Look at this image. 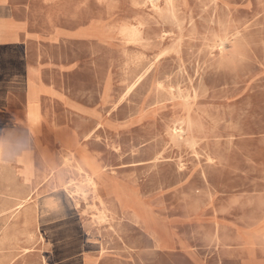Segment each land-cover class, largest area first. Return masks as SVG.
I'll list each match as a JSON object with an SVG mask.
<instances>
[{"label":"rangeland","instance_id":"374dc122","mask_svg":"<svg viewBox=\"0 0 264 264\" xmlns=\"http://www.w3.org/2000/svg\"><path fill=\"white\" fill-rule=\"evenodd\" d=\"M53 5L52 30L83 38L48 43L52 65L72 69L50 78L82 104L105 105L104 124L74 126L96 155L106 217L82 216L85 203L52 178L24 187L5 174L0 264H194L191 252L197 264H229L215 254L219 241L264 224V0Z\"/></svg>","mask_w":264,"mask_h":264},{"label":"crops","instance_id":"0c3cea01","mask_svg":"<svg viewBox=\"0 0 264 264\" xmlns=\"http://www.w3.org/2000/svg\"><path fill=\"white\" fill-rule=\"evenodd\" d=\"M54 1L0 0V188L12 186L6 183L5 174L24 187L45 184L51 178V165H62L60 139L75 137L80 152L98 164L96 155L87 148V135L81 134L74 122L82 120L93 127L104 124V103L82 104L74 100L63 84L50 78L72 69L52 65L46 52L48 43L83 38L80 30L73 31V35L52 30L53 19L48 12L49 7H55ZM30 162L32 175L26 179L22 171ZM52 183L56 188L53 179ZM263 228L264 224L255 225L235 233L233 239L219 241L220 249L215 252L218 260L229 264H264ZM187 256L197 264L193 252ZM198 263L205 264L201 260Z\"/></svg>","mask_w":264,"mask_h":264},{"label":"bare ground","instance_id":"6f19581e","mask_svg":"<svg viewBox=\"0 0 264 264\" xmlns=\"http://www.w3.org/2000/svg\"><path fill=\"white\" fill-rule=\"evenodd\" d=\"M156 1L157 0H149V3L153 7H157ZM165 3L167 5V7H171L172 0H165ZM127 35H128L130 40H135L137 33L135 30H131V31L127 32ZM190 70H191V68H190ZM177 75H178V73H177ZM32 76H33V74H32ZM139 81H140V79H138L128 89L127 93L130 92L139 83ZM198 82H199V80H198ZM200 87H201V85H200ZM196 91H197V89H196ZM203 91H205V89ZM59 144H60V147L62 148L61 149L62 150L61 155H62L63 167L69 168V170L72 171L71 173L73 176L66 178V175L63 172L62 168H56L52 164L51 165V171H50V177L53 179L55 185L57 187H60L62 189L63 193H65L68 198L73 199L74 196H79L80 200L85 203L86 208L84 210H81V212H80V214L82 216H88L89 215V216H91V218L93 220L103 221L106 217V214H105L106 209H105L104 199L101 197L99 190H98V183H97V180L99 178V166H98V164L89 161L88 158L83 154V152L82 151L80 152L81 147H79V144H78L75 137L72 140H61L60 139ZM22 174L25 176L26 179H28L32 175L31 162L29 164L24 165ZM78 179H80V181H78V183H76L75 180H78ZM72 189H73V191H72ZM111 194L120 203H122V200H126L129 203L133 202V199L131 200V194L128 192L126 194L122 191H119L118 189L117 190L113 189L111 191ZM132 198H133V196H132ZM53 199H54V197H47L46 199L43 200L45 208H51L52 207V204L54 202ZM77 206L78 205L76 204V208H77ZM1 209H2V207H1ZM126 209L130 210L131 217H132V220L134 221V223L136 225H138L141 229L146 231L154 239V241L157 243L158 247H163L164 246L163 242L160 239V236H159L158 232L156 231V229L152 226L150 219L147 216H145L142 212H139V209L137 207H134L131 204H128ZM88 225L89 224H87V226ZM263 232H264V228H263Z\"/></svg>","mask_w":264,"mask_h":264}]
</instances>
